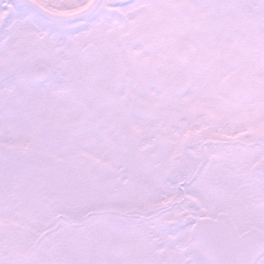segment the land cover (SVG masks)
<instances>
[{"label": "snow or ice", "instance_id": "snow-or-ice-1", "mask_svg": "<svg viewBox=\"0 0 264 264\" xmlns=\"http://www.w3.org/2000/svg\"><path fill=\"white\" fill-rule=\"evenodd\" d=\"M0 264H264V0H0Z\"/></svg>", "mask_w": 264, "mask_h": 264}]
</instances>
